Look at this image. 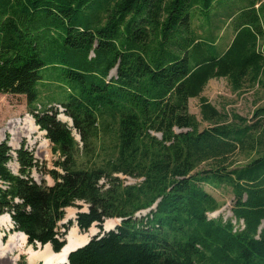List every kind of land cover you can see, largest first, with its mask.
I'll use <instances>...</instances> for the list:
<instances>
[{"label":"trees","instance_id":"1","mask_svg":"<svg viewBox=\"0 0 264 264\" xmlns=\"http://www.w3.org/2000/svg\"><path fill=\"white\" fill-rule=\"evenodd\" d=\"M221 21L233 31L223 48ZM214 78L264 88V0H0V93L26 97L57 154L46 168L22 141L14 173L0 141V215L11 231L59 252L65 208L81 201V232L122 221L68 264H264V107L251 120L217 108L201 95ZM46 84L61 94L38 109ZM195 97L199 119L188 109ZM205 185L231 189L242 228L207 217L220 204Z\"/></svg>","mask_w":264,"mask_h":264},{"label":"rangeland","instance_id":"2","mask_svg":"<svg viewBox=\"0 0 264 264\" xmlns=\"http://www.w3.org/2000/svg\"><path fill=\"white\" fill-rule=\"evenodd\" d=\"M239 4V3H238ZM241 5V4H239ZM216 15H223L219 12ZM219 39L218 42L220 46L225 47L231 37L232 28L230 25L224 21L219 22ZM115 75V68L110 71L109 76ZM41 94L39 101L35 102L37 108L43 106L48 99H55L61 94V91L56 89L54 85L41 86ZM201 95L205 96L213 105L221 109L224 107L228 111H234L247 119L253 118V111L258 107H264V88L260 85H252L249 82H245L241 90H234L231 84L226 78L210 79L205 85ZM199 100L198 98H190L188 100V109L190 113H193L197 118L199 115ZM53 107L58 111L57 118L65 121L68 124L69 117L65 115L63 108L56 102L47 104L46 108ZM66 117V118H65ZM31 119V123L36 126V128H31L30 123L27 119ZM70 123V122H69ZM206 124L203 123L202 126ZM72 126V125H69ZM72 134L76 140L79 141L78 134L75 129H71ZM44 130H40L35 124V120L29 111V106L27 105L26 97L22 94H11V93H0V141L6 139L7 143L11 146L12 159L8 162V167L14 173L18 171V164L15 160V151L20 147L22 141L25 143V147L33 153V156L39 164H44L46 168H53V161L57 158V154H54L51 150V143L45 137ZM239 159L238 165L243 164L246 160L242 155H236ZM16 166V167H15ZM31 176L34 180L40 181L44 179L48 184H52V179L47 174H43L36 169L31 170ZM125 184H134L139 181V179L132 178L125 175H119ZM205 189L209 191L218 201L220 207L214 211L207 212L206 215L210 219L220 218L221 221L231 220L234 228L243 227V221L238 220V223L233 216L232 206L235 201V196L231 192L230 188H224L221 190L214 189L208 185H205ZM78 207H67L65 208V214L63 219L60 221V230L67 231L75 226L74 215H76L77 210H86V204L81 201H77ZM156 209V203H154L150 208L138 211L134 218L139 220L145 217L151 210ZM4 215H0L2 218V224L0 225V245H6L9 242L10 236H15L10 240V243L15 247L11 254H1L0 264H27V250L26 244H22L15 235V232L7 226V222ZM107 219V218H106ZM104 222V221H103ZM119 224V223H118ZM92 227L96 229L94 236H98L104 233L103 225L98 226L97 224H92ZM260 225L259 229L261 228ZM76 227V226H75ZM77 228V227H76ZM78 229V228H77ZM79 231V229H78ZM86 231H79L80 233H85ZM65 236V235H64ZM91 236H89L90 238ZM21 243V244H20ZM26 243V242H25ZM30 246V245H28ZM31 247V246H30ZM32 248V247H31ZM39 250V247H36ZM41 264V263H36Z\"/></svg>","mask_w":264,"mask_h":264},{"label":"bare ground","instance_id":"3","mask_svg":"<svg viewBox=\"0 0 264 264\" xmlns=\"http://www.w3.org/2000/svg\"><path fill=\"white\" fill-rule=\"evenodd\" d=\"M66 118V117H65ZM27 121L30 123L31 128H36L35 125H33V123H31V119L28 118ZM68 123L70 122V120H67ZM44 132V131H43ZM16 167V166H15ZM74 217V216H73ZM3 218H5L6 222H7V226L10 227L11 225V221L9 219L8 215H4ZM2 218L0 219V225L2 224ZM119 223L118 219H105L104 220V225H103V229H111L113 228L115 225H117ZM4 226V225H3ZM76 226V225H75ZM72 226L67 233L65 234V238H66V242L67 245L61 250L60 253L58 254H53L50 252L49 248H47V245H45L43 248H40L39 250L33 249L30 246L26 245V252H27V263L29 264H36V263H42V264H57L59 263L58 261H64L65 260V256L67 254V252L72 249L74 246L77 245H81L82 243H84L85 241H87L89 239V236L94 235L96 229L92 226H90L88 228V231L85 233H80L78 231V229ZM15 235L17 236V238H19L20 242L22 244H26V238L25 235L21 232H15ZM15 236H10L9 238V242L6 245H0V255L1 254H11L12 251L14 250V244L12 245V243H10V240L13 239ZM20 243V244H21Z\"/></svg>","mask_w":264,"mask_h":264},{"label":"water","instance_id":"4","mask_svg":"<svg viewBox=\"0 0 264 264\" xmlns=\"http://www.w3.org/2000/svg\"><path fill=\"white\" fill-rule=\"evenodd\" d=\"M60 120V119H59ZM69 120H70V123H68V125H72V120L69 118ZM62 122H65V121H63V120H61ZM45 132V131H44ZM78 138H80L79 137V135H78ZM9 146H11L10 144H9ZM87 208H86V210H83L84 212H86L87 210H88V206H86ZM78 212H82V211H80V210H77V212H76V214L78 213ZM8 215V214H7ZM9 216V215H8ZM76 218V215H74V219ZM9 219H10V216H9ZM107 219H111V218H107ZM115 219H118L119 220V223L122 221V219L121 218H115ZM11 220V219H10ZM95 224V223H94ZM102 225H104V222L102 223ZM118 225V224H117ZM77 227V226H76ZM116 227V225L113 227V228H111V229H104V231L105 232H107V231H109V230H113L114 228ZM9 228H13V224H12V222H11V225H10V227ZM92 237H94V235H92L87 241H85L84 243H82L81 245H77V246H74L72 249H70L68 252H67V254H66V256H65V260L64 261H58L59 263H57V264H68V257H69V254L71 253V252H73V251H75L76 249H78V248H80V247H82V246H84L86 243H88L89 242V240L92 238ZM64 240H65V243H64V245H63V247L60 249V251L59 252H54L52 249H51V247H50V244H44V245H41V244H38L37 246L39 247V249L40 248H43L45 245H47V248H49V250H50V252L51 253H53V254H58V253H60L61 252V250L67 245V243L68 242H66V238H65V236H64ZM32 247V246H31ZM33 248V247H32ZM28 257V256H27ZM27 264H29V263H27ZM42 264V263H41Z\"/></svg>","mask_w":264,"mask_h":264}]
</instances>
